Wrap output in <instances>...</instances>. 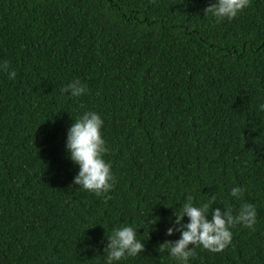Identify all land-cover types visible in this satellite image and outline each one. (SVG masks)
Returning a JSON list of instances; mask_svg holds the SVG:
<instances>
[{
    "label": "trees",
    "instance_id": "1",
    "mask_svg": "<svg viewBox=\"0 0 264 264\" xmlns=\"http://www.w3.org/2000/svg\"><path fill=\"white\" fill-rule=\"evenodd\" d=\"M215 2L0 0V64L17 74L0 71V264H104L125 225L145 250L119 264H177L157 249L189 195L257 212L189 264H264V0L222 22ZM86 111L104 121L106 202L72 183L67 131Z\"/></svg>",
    "mask_w": 264,
    "mask_h": 264
},
{
    "label": "clouds",
    "instance_id": "2",
    "mask_svg": "<svg viewBox=\"0 0 264 264\" xmlns=\"http://www.w3.org/2000/svg\"><path fill=\"white\" fill-rule=\"evenodd\" d=\"M250 5V0H216L204 9L205 15L211 14L217 22L235 19ZM10 63L4 61L0 64V71L7 73L9 79H15L16 71L9 70ZM64 93L78 98L87 92V88L79 79L70 82L62 89ZM264 111V104L260 105ZM104 121L94 111H86L79 116L67 131L66 151L68 158L78 166L79 171L73 180V185L79 186L83 191L94 193L97 197H103L105 202L111 199L107 194L113 189V174L111 164L104 159L108 152L103 138L102 128ZM231 197L243 198V189L233 187L230 190ZM213 201L215 197L211 198ZM211 212V219L209 213ZM175 227L166 230L167 236L175 232L180 234L178 240H165L158 245V251L167 252L177 264H189L190 258L195 255L196 248H203L211 253L223 252L232 242L231 229L237 225L254 230L257 218L256 208L251 203H242L235 212L231 207L211 208L210 204L203 203L195 206L193 197L187 196L186 202L180 208L179 213L174 212ZM185 216L188 223H184ZM156 219L148 220L152 225ZM104 264H119L127 258H135L142 254L145 245L137 239V229L134 226H121L112 230L111 235L106 236Z\"/></svg>",
    "mask_w": 264,
    "mask_h": 264
}]
</instances>
